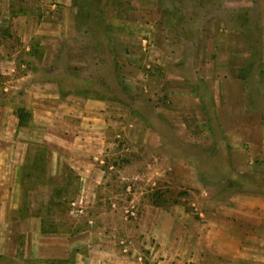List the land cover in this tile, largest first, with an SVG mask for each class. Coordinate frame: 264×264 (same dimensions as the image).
I'll return each mask as SVG.
<instances>
[{"label":"crops","instance_id":"obj_1","mask_svg":"<svg viewBox=\"0 0 264 264\" xmlns=\"http://www.w3.org/2000/svg\"><path fill=\"white\" fill-rule=\"evenodd\" d=\"M41 1L48 9L47 14L57 17L56 22H39L25 16L14 21V31L25 40V51L31 53L37 49L40 53V57L31 55L35 57L30 65L32 69L21 76L20 83H25L27 93L24 107L33 114L30 127H42L43 133L36 135L30 128H21L29 133L27 135H33L20 141L16 148H10L7 165L0 172V257L10 261L24 258L40 264H57L60 258H69L76 249L84 248L85 252L76 254V264H142L140 258L124 257L122 249L109 246L111 235L106 232H85L78 235L79 238L67 234L49 235L42 233V222L36 217L10 220L12 210L20 209L21 169L30 143L46 146L54 154L66 155L70 167L82 177L85 183L82 186L89 197L105 181L102 164L110 147L109 127L122 115L123 109L130 111L119 99L103 95L102 98L91 97L85 90L62 91V78L85 80L87 77L85 49L76 45L84 38L78 26L80 9L75 0ZM242 1L238 5L258 8L247 16L249 22L245 19L241 22L238 18L226 21L220 14L209 15L200 28L202 40L194 43L190 59L183 56V45L178 43V52L171 46L166 10L130 9L123 19L112 18L107 22L117 56L136 61L143 59V65L148 69L134 70V75H142V81L147 82L145 90H125L130 98L132 116L137 117V107L146 98L147 103L154 106L158 92L163 106L173 108L170 114L164 115L165 123L153 128L148 126L145 131L148 136L156 137L160 147L166 149L170 143L159 129H168L169 139L176 140L179 146L178 156L168 159L185 161L187 157L181 150L193 144L199 147L196 149L198 158L203 159V139H207L208 146L214 147L217 143L214 130L218 129L230 164L235 169L232 173L235 177L245 175L255 167H264V107L257 104V99L264 96V0ZM202 14L208 15L207 12ZM135 15L140 17L138 23ZM138 32H142L141 43L124 45L118 42V36L139 39ZM126 47L129 54H126ZM179 63L192 73L190 83L183 75L167 70ZM11 64V72L15 73V61ZM152 66L163 70L160 81L156 80ZM252 67L262 82L258 90H247ZM120 70L118 76L123 78ZM41 77L44 80H40ZM207 82L210 85L208 94L198 86ZM156 85H161L162 89L158 86L159 89L152 92ZM189 115L193 120L188 121ZM14 118L15 133L19 127L15 114ZM179 167L187 172L185 183L188 186L211 197L215 187L222 189L207 184L209 180L204 177L213 175L192 165ZM211 205V209L202 211L200 218L195 220L196 234H191L189 229L181 233L183 218H176L172 212L157 214L152 208L141 216L139 231L152 238L157 245V254L166 258L178 255L176 243L183 238L187 243L186 255L182 254L174 264H187L186 261L195 264H264V190L236 191Z\"/></svg>","mask_w":264,"mask_h":264},{"label":"rangeland","instance_id":"obj_2","mask_svg":"<svg viewBox=\"0 0 264 264\" xmlns=\"http://www.w3.org/2000/svg\"><path fill=\"white\" fill-rule=\"evenodd\" d=\"M151 1L75 0V5L80 9L78 26L84 34V38L79 39L76 45L85 49V57L87 56L88 61L85 69L87 77L85 80L74 77L62 78L60 85L64 93L85 90L91 97L108 96L111 99L121 100L123 106L131 111L130 98L126 95L125 90L128 88L138 91L145 90L147 82L142 81V75H134V70L148 69H146V65H143V59L136 61V59H128L129 57L120 58L117 56L116 51L112 48V38L107 28L109 19H123L130 9L142 7L143 11L148 8L154 12L166 10L171 46L174 48V52H178L179 44L183 45V56L187 59H190L193 54L194 43L202 40L203 35L200 28L209 15L220 14L226 21L238 18L241 22L244 19L249 22V17H247L249 13L258 9L257 7L238 5L242 4V0H154V5L151 4ZM47 10L43 7L41 0H0V172L7 165V158L11 153L10 148L12 146L16 148L20 141L33 135H27L29 133H25L21 128H17L14 133L16 118H14L13 110L25 105V94L27 93L24 91L25 83H20L22 82L20 78L32 69L30 66L33 65L32 59L40 57V53L37 49L31 53L25 51L23 48L26 44L25 40L23 36L14 31V21L23 19L25 16L27 19L39 22L42 20L45 23L56 22L57 17L54 14H47ZM203 12H207L208 15L204 16ZM153 15L156 18L158 16L156 13ZM134 18L137 23L140 21V17L135 15ZM137 34L139 39L132 36L131 38L118 36L117 39L120 44L124 45L130 44V42L132 44L134 42L141 43L142 32ZM129 53L130 50L127 48L126 54ZM31 55L35 57H31ZM12 61L16 63L15 73L11 72ZM118 62L121 66L116 65ZM119 69L123 72V78L118 76ZM151 70L155 71L156 80L160 81L163 70L156 66H152ZM167 70L170 73L183 75L189 83L193 81L192 73L181 63L175 66L171 65ZM249 75L251 80L248 81L247 90L260 89L262 82L253 67ZM257 76L258 78H256ZM40 80H44V78L41 77ZM158 86L162 89L161 85ZM158 86H153L152 92H154L153 89L158 90ZM198 86L204 88L208 94L207 89L210 86L208 82ZM159 93H155L156 103L154 106L147 103V98L146 101L140 103L136 110L137 117L123 109L122 115L112 122L107 132L110 147L107 150L105 162L102 164L105 181L102 182L95 194L87 196L85 188L82 186L85 183L77 173L79 180H75L74 184L68 187L71 178L74 177L66 169L70 167L68 157L55 153L48 165V173L45 178H41L33 185L27 183L25 190L20 182L18 199L20 209L12 210L10 220L22 219V213H20L22 209L29 208L30 217H35L38 211L43 210L44 215L47 216L46 221L49 225L52 222L57 224L61 231L60 234L78 237L85 232H106L111 235L112 242L109 246L114 249H122L124 257L130 255L132 258H140L142 264H165L163 261H166V264H174L182 254L186 255L187 243L183 238H180L176 243L178 254L176 256L166 258L158 255L155 241L142 235L139 231L141 216L144 212L151 208L157 214L172 212L176 218H183L182 234L186 229H189L191 234H196L198 228L194 225L196 224L195 220L200 218L202 211L211 209L212 202L220 201L236 191L252 193L264 190V167H255L245 175L236 177L232 175L235 169L230 164L228 152L224 148L218 129L214 130L215 141H217L214 147L208 146L207 139H203L201 144L204 145L202 147L203 159L198 158L200 156L197 155L196 149L199 147L194 144L187 146L188 150H181L187 160L168 159V157L178 156L179 151L176 140L169 139V130L158 128L172 145H168L166 149L160 147L156 137L148 136L145 132L147 128L149 129L148 126L165 123L164 115L170 114V110H173L166 104L163 106V100ZM257 104L260 108L264 107V96L257 99ZM188 118V121L193 120L190 115ZM29 128L36 135L43 133L42 127ZM190 131L195 133V130ZM181 165H192L202 172L213 175L204 177L209 180L207 184L222 189L219 190L215 187L213 197H211L210 194L207 193V195L196 187L188 186L185 183L187 172L184 169H179L182 168L179 167ZM51 179L55 180L57 184ZM54 190L61 193L56 196ZM52 195L53 199H51ZM38 219L40 220V218ZM77 237L76 240L79 238ZM84 250V248L76 249V252H72L69 258H60L57 264H76V254L85 252ZM19 263L40 264L41 262H30L24 258L10 261L0 257V264ZM186 263L195 264L192 261H186Z\"/></svg>","mask_w":264,"mask_h":264},{"label":"trees","instance_id":"obj_3","mask_svg":"<svg viewBox=\"0 0 264 264\" xmlns=\"http://www.w3.org/2000/svg\"><path fill=\"white\" fill-rule=\"evenodd\" d=\"M14 114L18 118L19 128H29L31 126V123L33 120L32 111H30L24 106H19L14 109ZM53 155H54V152L51 151L50 148L46 146L39 145V144L29 145L28 153H27L26 160L22 168V174H21V186L24 187V190H25V185L27 183H29V185L36 184L37 181H39L41 178H45L47 176L48 165L50 161H52ZM66 169L69 170L72 176H74L71 178V181L68 185V187H71L74 184L75 180L77 181L79 180V176L70 167H67ZM51 181L57 184L55 180L51 179ZM59 193L61 192L54 190V194H56V196H58ZM51 199H53V195L51 196ZM20 213H22V216H21L22 218L28 217L29 208H26L24 210L22 209ZM35 217L40 218L42 222V233L49 234V235L61 233L59 226L57 224H54L52 222V224L49 225V223L46 221L47 216L44 215L43 210L38 211L35 214Z\"/></svg>","mask_w":264,"mask_h":264}]
</instances>
